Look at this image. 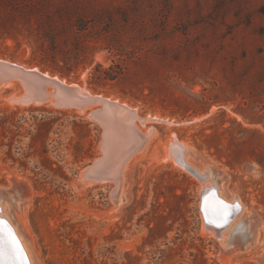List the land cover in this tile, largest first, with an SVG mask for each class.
Segmentation results:
<instances>
[{"label":"rangeland","instance_id":"1","mask_svg":"<svg viewBox=\"0 0 264 264\" xmlns=\"http://www.w3.org/2000/svg\"><path fill=\"white\" fill-rule=\"evenodd\" d=\"M30 1L48 15L60 7L89 19L111 14L118 29L123 15L129 18L137 37L122 44L137 48L140 58L129 67L151 76L154 93L130 82L94 91L89 68L70 82L173 122L149 124L157 136L127 169L125 201L112 211V187L76 188L80 173L100 157L101 128L73 111L12 107L15 90L0 92V190L22 183L32 195L21 229L34 245L35 264H264V0ZM41 15L0 0L7 27L2 35L0 26V58L19 64L32 58L31 26ZM108 58L103 45L91 55L94 65H108ZM173 135L195 154L189 163L210 167L216 188L244 206L226 240L242 246L254 229L251 235L263 238L257 249L239 252L233 242L223 247L225 240L209 236L200 204L202 186L212 182L162 162Z\"/></svg>","mask_w":264,"mask_h":264},{"label":"water","instance_id":"2","mask_svg":"<svg viewBox=\"0 0 264 264\" xmlns=\"http://www.w3.org/2000/svg\"><path fill=\"white\" fill-rule=\"evenodd\" d=\"M13 85H16L22 92L21 94L16 93L17 95L11 99L12 103L73 110L101 128L100 157L80 173L82 184L112 179L114 186L118 181L116 179L122 176L125 167L138 155L144 153L157 136L156 129L145 123L147 115H141L135 107L129 104L120 100L119 102L111 101L109 97L96 93L93 97L84 98L81 96V84L70 82L38 68H30L0 58V90ZM183 150V148L176 151L169 149V155L176 156L181 165H185ZM107 151L109 155L104 159L102 155ZM189 158L195 161L196 156L192 152ZM190 171L198 179H203V176L208 175L204 173L201 176L200 172L194 169ZM13 185L10 192L18 190L23 192L22 183ZM113 191L114 188H112L110 200L117 204L118 200L114 197ZM216 196L215 193L213 197ZM223 207L226 209L225 212L219 210L211 215L212 218L204 222V229L209 231L216 227L221 230L240 212L237 203L231 207L223 204ZM8 232V226L0 219V264H7L5 258L7 250L1 243ZM219 236L220 232L217 233L218 239Z\"/></svg>","mask_w":264,"mask_h":264},{"label":"trees","instance_id":"3","mask_svg":"<svg viewBox=\"0 0 264 264\" xmlns=\"http://www.w3.org/2000/svg\"><path fill=\"white\" fill-rule=\"evenodd\" d=\"M6 8L12 10H38L41 15L36 27L31 26L32 35L37 42V49L33 52L32 58L25 61V66L36 67L51 74H57L69 81H76L81 70L90 69L88 86L94 91L105 90L109 86L133 83L141 90L148 89L150 95L154 93L150 84L153 82L151 76L145 75L144 71H132L130 63L136 64L140 61L139 50L134 48L131 51L125 50L123 40L136 39V31L130 28L129 18L123 15V26L114 27L117 20L111 14L106 17L89 19L74 15L67 8H56L52 15L43 13L34 8L30 0H2ZM76 5L75 1L72 3ZM51 4L48 5V7ZM37 7V6H35ZM44 7V10H48ZM35 9V10H34ZM67 10V11H66ZM2 35L7 31L6 23H0ZM1 30V29H0ZM4 30V31H3ZM164 32V31H163ZM160 36H155L159 38ZM103 45V50L109 54L110 64L94 63L91 55ZM163 60H168V52L162 51ZM4 58L7 57L1 54ZM129 96L127 92L124 93Z\"/></svg>","mask_w":264,"mask_h":264},{"label":"bare ground","instance_id":"4","mask_svg":"<svg viewBox=\"0 0 264 264\" xmlns=\"http://www.w3.org/2000/svg\"><path fill=\"white\" fill-rule=\"evenodd\" d=\"M10 88L15 90V93L13 92L10 95L11 98L9 99V102L12 104L11 105L12 107H13V105H15V106H19L20 109L31 108V107H36V108L45 107V108L52 109L55 111H66V112L73 111V110H58V109H55L53 107H48V106L18 105V104L12 103L11 99L15 95H17L16 93L19 92V94H21L22 90L18 89L16 87V85L10 86L7 89H10ZM3 90H6V89H3ZM3 90H0V92ZM81 96L84 98H87V97L90 98V97L95 96V94H93L84 85H82ZM109 98L111 101L113 100V101L119 102V99H117V98H111V97H109ZM124 103L128 104L126 102H124ZM73 112H75V111H73ZM79 116H81V115H79ZM82 118H84V117H82ZM145 123L146 124H165L168 127H169V125L173 124L172 121H170L168 119H162L161 117L156 116V115L154 117L147 116ZM166 147H167L166 148L167 150L164 151L165 157L162 160V162H166L165 159H167L168 161H172L174 165L180 167L181 169H183L184 171H186L190 174H192L190 171L191 169H194V170L200 172L201 176L204 173H207L208 174L207 177L203 176V179L199 178V180H202V183L205 181H211L212 182L210 187H206V186L203 187L204 186L203 185L202 189H201L202 190V192H201L202 198H201V204H200V208H201L200 211L202 214L203 225H204V222L206 220L207 221L210 220L211 215L215 214L217 211L224 210V212H225L226 209H225V207H223V204L231 207L233 204L237 203L238 206L240 207V212H238V214L243 212L244 206L241 204V202L237 201L235 199V197L230 198V197L226 196L225 194L222 193L221 189L216 188V186L214 184L216 178L213 179V176L211 175V168L210 167L207 166L204 169V171H200L197 168H195L191 163H189L190 160H193V159H189V154H192V150L188 149V147L184 143L177 140L176 137L173 135L172 138L168 142H166ZM181 148L184 149L182 153L184 155L185 165H181L178 162V160L176 159V156H170L169 155V149H173L174 151H176V150L181 149ZM108 155H109V151H107L106 154L104 153L102 156L105 159V157H107ZM140 157L141 156L134 158V160H132V162H130L125 167V169L122 172V176L119 177L118 179H116L118 181H117V184H115L114 186L111 185V184H114V183H112L113 182L112 179H106V180H102V181L91 182L89 184H82V181L80 180V176H79V180H78V183L76 185V188L77 189L83 188L82 191L87 190L88 188L89 189L93 188V186L94 187L106 186L107 188H111V187L114 188L113 195H114V197H116L118 202H117V204L113 203L114 208L112 211H116L122 205V203H124V201H125L123 198V186H124L123 184L125 182V175L127 173V169L129 168L131 163H133V162L139 163ZM113 176H114V178H116L115 175H113ZM12 187H14V185H12ZM215 193L217 194V196L213 197L215 195ZM1 199H4L5 202L10 203L9 206L4 205L5 203L4 204L0 203V219L8 226V229H9V232L6 234L5 238L3 239L2 243H1L3 248H5L7 250V251H5L6 252L5 258H6L7 264H35L34 258H33V254L35 251L34 245H33V243L30 244V240H29L30 237L27 236L25 232H22V229H21L22 224H24V221H25L26 212H27L28 208L30 207V205L32 204V201H33L31 193L29 191L27 193H25V192H22L21 190H18L16 192L15 191L10 192V190H8V191H1L0 190V201H2ZM8 211L11 212L12 217H14L17 225L16 224L14 226L12 225V223L9 219L10 217H8V214H7ZM16 213H19L21 215V217L19 219L21 221V223H19V220L16 217ZM238 214H236L233 219L236 218V220H237ZM233 221L235 222V220H233ZM231 222L227 226H224L223 229H221V230L217 229L216 227L214 229H209V231H210L209 236L212 235V237H214L216 239H218L217 233L220 232L219 240L220 241H222V240L226 241V243H222L223 247L226 246L227 244L229 245L230 242L231 243L233 242V239L232 240L229 239L228 241L226 240V238L229 236L230 233H228L226 236L224 235L226 233L227 229L228 230L232 229L233 227H235V224L237 223V221L233 224ZM252 231H255V230L254 229H247V233H245L246 234L245 237L243 239H241V240L245 241L242 246H239V247L237 246V244L239 243L238 241L233 242L234 247L237 246V248L239 249V252H243V251H245V249H247L246 250L247 252L252 251L254 249H257V247H255V246H258L263 242V238L261 240H258L257 236L256 237L252 236L251 235ZM13 238L18 242V246L20 249H22V252L18 253L16 251V248L14 247V245L12 243ZM233 253H236V252H233Z\"/></svg>","mask_w":264,"mask_h":264},{"label":"snow or ice","instance_id":"5","mask_svg":"<svg viewBox=\"0 0 264 264\" xmlns=\"http://www.w3.org/2000/svg\"><path fill=\"white\" fill-rule=\"evenodd\" d=\"M12 243L14 245V247L16 248V251L19 253V252H22V249L19 248L18 246V242L13 238L12 240Z\"/></svg>","mask_w":264,"mask_h":264}]
</instances>
